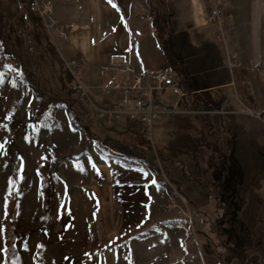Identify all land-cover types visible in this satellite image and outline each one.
<instances>
[{
	"label": "crops",
	"instance_id": "1",
	"mask_svg": "<svg viewBox=\"0 0 264 264\" xmlns=\"http://www.w3.org/2000/svg\"><path fill=\"white\" fill-rule=\"evenodd\" d=\"M48 1L54 7L55 27L46 31L58 63L72 74L73 81L77 78L88 88L99 106L116 108L123 102L121 92L106 95L103 87L133 78L126 73L127 66L150 82L162 73L173 78L181 95L161 90L154 93L166 97L155 104L152 99L162 114L152 128L154 133L156 127L154 139L161 140L164 151L156 161H169L172 155L166 152L178 150L179 142L194 149L197 156L198 143L199 150L205 146L209 152L208 169L214 161L218 170L225 165L220 192L227 193L229 202L242 196L247 205L264 199L259 194L264 182V12L253 6L257 2L222 0L224 21L216 25L209 21L214 0ZM6 3L3 16L33 20L26 18L14 0ZM202 8L207 10L206 19L199 14ZM257 113L262 116L258 118ZM111 127L124 140L143 137L139 120L123 119ZM162 166L166 177L170 171ZM83 174L89 181L75 180L79 187L67 207L69 260L170 264L169 242L149 234L160 214L155 207L154 171L99 157ZM220 174L212 187L222 179ZM251 184H256V190L245 194ZM228 208V216L233 215V207ZM258 215L263 218L264 210ZM211 264L219 263L213 260Z\"/></svg>",
	"mask_w": 264,
	"mask_h": 264
},
{
	"label": "rangeland",
	"instance_id": "2",
	"mask_svg": "<svg viewBox=\"0 0 264 264\" xmlns=\"http://www.w3.org/2000/svg\"><path fill=\"white\" fill-rule=\"evenodd\" d=\"M7 1L1 0L0 10H7L4 7ZM14 1L26 18L33 20L11 19L0 12V264H7L4 250L8 227L13 229L18 264H90L69 260L67 207L79 187L75 180L89 181L83 173L89 172L99 157L154 171L155 207L160 214L149 234L161 235L162 241L169 242L170 264H211L213 260L219 264L234 260L235 264H264V216L258 215L264 210V199L252 201L251 206L243 196L229 202L227 193L222 194L216 184L214 187L211 184L218 171L221 173L218 177L222 178L225 165L218 170L214 161L209 170L205 165L209 152L205 146L199 150L198 143L195 145L201 155L196 156L194 149L179 142L178 150L166 152L172 155L169 161L159 165L154 159L156 169L149 163L123 156L119 148L130 146L148 158L160 157L164 151L161 140L154 139L156 127L153 144L144 135L137 141L124 140L111 127L119 121L113 124L100 121L94 111L75 101L71 95L73 76L58 63L49 43L50 35L40 19L35 21L39 17L30 11V0ZM252 2H257L253 6L259 12H264V0ZM202 10L199 14L206 19L207 10ZM39 67L45 92L72 103L70 109L41 98L30 87L28 77L38 74ZM164 97V93H154V104ZM108 99L105 96L104 104ZM158 126L161 129V123ZM180 147L185 149L179 150ZM162 165L170 171L172 184H179L178 190L164 176ZM254 186L245 188V194L253 195ZM259 194L264 198V182ZM230 205L233 215L228 216ZM238 242L241 245L237 247ZM230 249L241 255L231 257Z\"/></svg>",
	"mask_w": 264,
	"mask_h": 264
},
{
	"label": "built area",
	"instance_id": "3",
	"mask_svg": "<svg viewBox=\"0 0 264 264\" xmlns=\"http://www.w3.org/2000/svg\"><path fill=\"white\" fill-rule=\"evenodd\" d=\"M30 11L42 21L47 31H52L55 27L53 21L54 7L48 0H30ZM209 21L216 25H221L224 21L223 1L214 0L209 15ZM125 71L133 78L122 83L114 80L103 87L106 95L115 92L123 94V102L116 108H106L99 106L90 95L88 88L77 78L71 85V95L75 101L81 104L86 110L94 111L100 121L113 124L123 119L139 120L142 125V134L152 143V128L159 119V113L153 104V93L155 91L170 90L174 95H181L180 89L176 86L173 78L162 73L155 77V82L145 80L141 76L135 75V70L127 66ZM262 113H257L260 118Z\"/></svg>",
	"mask_w": 264,
	"mask_h": 264
},
{
	"label": "trees",
	"instance_id": "4",
	"mask_svg": "<svg viewBox=\"0 0 264 264\" xmlns=\"http://www.w3.org/2000/svg\"><path fill=\"white\" fill-rule=\"evenodd\" d=\"M0 12H2L0 10ZM3 15V13L1 14ZM35 21H39L38 18H35ZM40 22V21H39ZM26 27H29V25L27 24ZM49 43H50V46L53 48V45L51 44L50 40H49ZM40 68H38V74H31L29 75V84H30V87L36 91V94L38 96H40L41 98L43 99H46L47 101L51 102V103H54V104H64L66 105L69 109L72 107V103H68L65 101H61L60 98L58 97H55V96H52L48 93L45 92L43 86H42V82H41V76H40ZM69 99V98H68ZM70 100V99H69ZM67 100V101H69ZM71 101V100H70ZM120 151H122V155L129 158V159H137V160H141V161H144V162H147L150 164V166H152L154 169H156L154 167V159L156 160V156H150L149 158L147 157V154L145 153H142L140 152L139 150H135V149H131V148H128V147H120L119 148ZM162 158H159V165H161L162 163ZM158 168V167H157ZM157 171L159 172L160 170L157 169ZM166 177L167 179H169V175L166 173ZM224 178H225V175H223L222 179L216 184L218 187V191L220 192V185L224 182ZM170 180V179H169ZM170 183L172 184L171 180H170ZM177 184V186H174V188H176V190H178L179 188V184L178 183H175ZM178 187V188H177ZM179 192V191H178ZM189 204L191 205L192 203L189 202ZM7 241H6V261H7V264H18L17 260H18V254H17V250L15 248V237L13 235V229L11 227H8L7 228ZM231 250V251H230ZM228 252L229 253H232V254H229V255H232L231 257L235 258L237 257L238 255H241L240 252L236 251V250H233V249H230ZM230 257V256H228Z\"/></svg>",
	"mask_w": 264,
	"mask_h": 264
},
{
	"label": "snow or ice",
	"instance_id": "5",
	"mask_svg": "<svg viewBox=\"0 0 264 264\" xmlns=\"http://www.w3.org/2000/svg\"><path fill=\"white\" fill-rule=\"evenodd\" d=\"M109 3H111V0H109ZM113 7H116L115 5H112ZM145 176H147V173H144ZM153 184H155V180L152 181ZM4 251H7L6 249Z\"/></svg>",
	"mask_w": 264,
	"mask_h": 264
}]
</instances>
